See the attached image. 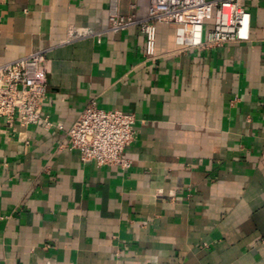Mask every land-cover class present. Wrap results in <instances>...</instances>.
<instances>
[{
	"label": "crops",
	"instance_id": "0c3cea01",
	"mask_svg": "<svg viewBox=\"0 0 264 264\" xmlns=\"http://www.w3.org/2000/svg\"><path fill=\"white\" fill-rule=\"evenodd\" d=\"M241 3L250 40L183 50L159 24L148 59L110 0L0 2V64L46 51L52 122L0 120V264H264V0ZM92 101L135 113L131 167L68 146Z\"/></svg>",
	"mask_w": 264,
	"mask_h": 264
},
{
	"label": "built area",
	"instance_id": "2783aa9c",
	"mask_svg": "<svg viewBox=\"0 0 264 264\" xmlns=\"http://www.w3.org/2000/svg\"><path fill=\"white\" fill-rule=\"evenodd\" d=\"M7 0H0L4 2ZM242 0H150L148 13L124 14L120 0H110L109 30L118 32L139 25L145 37V55L156 56L159 24L176 27V43L183 49L223 46L251 39L252 15ZM135 5V0L131 1ZM209 22L211 26L208 25ZM1 31V17H0ZM46 51L0 64V120L8 127L52 122L43 115L49 81ZM136 115L131 110L105 109L90 102L68 130V146L80 151L83 161L131 167L128 147L135 139Z\"/></svg>",
	"mask_w": 264,
	"mask_h": 264
}]
</instances>
